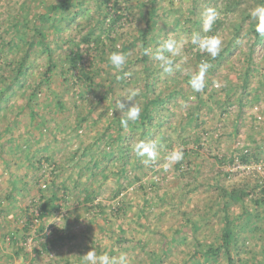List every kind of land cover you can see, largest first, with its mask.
Instances as JSON below:
<instances>
[{
    "label": "rangeland",
    "instance_id": "rangeland-1",
    "mask_svg": "<svg viewBox=\"0 0 264 264\" xmlns=\"http://www.w3.org/2000/svg\"><path fill=\"white\" fill-rule=\"evenodd\" d=\"M58 1L0 0V264H82V255L91 248L98 255L126 253L130 264H227L225 252L206 257L198 249L199 243L204 247L221 243L226 215L234 220L235 230L243 232L240 249L232 248L235 262L264 264V226L260 238L249 230L256 219L243 217L246 209L253 208L250 196L238 204L229 200L227 210L218 199L220 186L251 188L264 173V46L258 47L259 66L245 77L253 36L238 40L232 30L234 14L222 13L225 27L214 35L222 39L223 48L230 41L240 47L233 59L240 68L230 63L220 66V59L212 62L219 69L210 68L206 73L208 91L205 88L197 96L200 109L196 117L195 100L189 98L196 93L186 75L198 66L187 41H182L183 58H174L175 64H180L179 72L164 73L159 68L153 58L158 40L152 42L149 53L154 67H147L146 72L135 63L143 54L140 48L133 45L124 49V39L146 27L148 7L142 0L130 3L134 10L143 8L140 16L126 12L124 0H110L101 7L98 0H76L53 23L46 19L40 28L43 35H37V15L47 14L50 5ZM173 2H164L168 13L157 18L161 27L152 31L162 42V25L183 11H191L194 5L193 0ZM105 12H110L105 27L112 24L115 14L122 16L112 34L106 37V31L97 27L103 45H95L93 39L85 41ZM187 17L192 18L189 13ZM235 19L242 24L241 17ZM17 21H21L19 31L12 32ZM252 23L248 21L245 28ZM183 26L166 27L171 37L191 36L193 33ZM31 41L35 45L28 46ZM77 44L83 55L80 67L90 72V80L77 69L68 71V53ZM46 45L54 55L51 71ZM113 52L127 56L121 70L108 60ZM23 58L30 68L22 75L24 81L18 82L14 63ZM131 65L139 73L125 69ZM244 77L249 78V86L242 94ZM179 79L187 95L157 108L151 132L158 145L156 161L145 165L135 156L132 145L139 140V130L125 144L132 157H124L123 149L110 161L112 143L121 136L116 115L122 118V114L112 111L115 100H123L129 90L138 89L136 99L143 106L147 86L152 99L160 91L168 95ZM214 81L224 86L216 88ZM33 93L31 106L38 112L36 117L27 105ZM242 95L245 99L240 104ZM184 147L188 155H184L181 167L176 163L165 171L166 154ZM106 153L109 155L104 160ZM244 153L249 154V163L239 158ZM97 155L103 161L94 166ZM124 158L128 159L127 177L120 171ZM62 185L67 187L65 193ZM57 187L61 188V208L39 221L36 203L40 204L42 194L49 196ZM178 229L182 232L176 233Z\"/></svg>",
    "mask_w": 264,
    "mask_h": 264
},
{
    "label": "trees",
    "instance_id": "trees-1",
    "mask_svg": "<svg viewBox=\"0 0 264 264\" xmlns=\"http://www.w3.org/2000/svg\"><path fill=\"white\" fill-rule=\"evenodd\" d=\"M110 1V0H98L99 2V6L101 7L102 5H106V3ZM133 0H124V2L126 3V6H124V10H126V12H130L133 15H142L143 13V8H139L137 7L136 10H134L135 6H131L130 3ZM194 1V5L193 8L191 9V11L186 12L183 11L182 13H179V17L175 18L172 22L169 23H164L162 25V29L165 31L164 32V37L165 40L167 39H174L177 42H182V41H187L185 42L186 45H190L192 47V55L194 56L193 58L196 59V64L195 66H198V64L202 61V60H206L207 62H211V67L210 68H218L215 67L214 65H212V62L215 61L216 59H220L219 61V65L220 66H224L227 64H235V60L234 56L236 54V50H238L240 47L236 46V42H228L227 46L225 48L222 49V52L219 54V56H217L215 59H212L208 54L206 53H201L199 52V50L190 43V34H175L174 36H170L169 35V31L168 28L166 26H169L171 29H174L175 25L178 23H182L184 24L183 26V30H187L189 33H194V32H199L202 36L208 35H214L217 31H221L224 29L225 27V20L226 17L223 18V14H225V16H227V14L229 13H233L234 14V20L233 22V29L235 32V36L238 40H240L241 38L244 39L246 36L248 35H252L253 36V42H252V46L250 47V50L247 52L248 56H247V67L245 69V77H249L250 73L252 70H255L259 65L257 64V60H258V47L259 46H264V36H261L259 33H257L255 31V21H253L252 23V27L248 26L245 28V24H248V21H251V18L249 16L250 11L255 8L256 6L264 3V0H193ZM76 0H59L58 3H54L52 5H50V7L48 8V13H40L37 15L38 18V22L34 23V27L36 30L37 35H43V33L41 32V25L42 23H44V21L50 20L52 23L54 22L55 19L59 18V15L67 12L70 10V7L75 4ZM115 3H118V0H114ZM164 2H168L173 4V0H142L141 3L144 6L148 7L147 10V14H145L144 16L147 17L146 18V27L144 28V30H142L141 32L137 33V34H132L129 38V40H125L124 39V49L126 47H132L134 45V47L140 48V51L143 52L144 49H151L152 46V42L154 40H158V43H162V39H160V37L158 38L157 35H152V31L156 30L158 27H161V24H157V18L159 16H164L167 15L168 10L164 9ZM79 3V2H78ZM83 3V2H81ZM205 4V6H203ZM128 5V6H127ZM212 7L215 8L219 13H220V17L219 19H217V21L215 22V24L213 25V30L210 33H203L202 32V25H203V17H204V12L207 8ZM85 10L90 11L88 8H85ZM101 8L99 9L98 13L100 12ZM59 12V13H58ZM63 12V13H61ZM53 16H51V14H53ZM110 12H105L104 13V17L102 19L101 22H99L100 24H94V29L92 30V34L85 36V41L90 42L94 41L95 45H101L102 41H103V37L102 35L97 34V27L98 29H102L105 30L107 33L108 37L110 34H112L113 31V26L119 22V20L122 18L121 15H117L115 14L114 17H109L111 18V22L112 24H110L109 27H105V23L106 20L108 19V14ZM191 14L192 18L188 19L187 15ZM223 13V14H222ZM245 14H247V16H245ZM91 15V14H89ZM241 17L242 24L239 23L238 21H235V17ZM64 19L67 18V14L63 16ZM28 20V19H27ZM29 22V20L27 21ZM241 22V21H240ZM241 24V25H240ZM21 25V21H17L15 23L12 24L13 26V31L12 32H18L19 31V27ZM165 27V28H164ZM192 29H194L192 31ZM17 35L16 33H13V36ZM123 35V34H121ZM124 35H127L126 32H124ZM149 35H152L151 37H148ZM96 36V37H95ZM13 38V37H12ZM108 40L115 42L116 38H109ZM35 45L34 42H30L28 44V46H32ZM75 45V44H74ZM103 45V44H102ZM196 50H193V49ZM46 49L48 51V59H49V66H48V71L52 70V67L55 66L54 65V55L52 52V48L50 45H46ZM68 57L67 60L69 62V68L68 71H70L71 73L74 72V70H78L79 73H81L82 77H84L87 80H90V72H88V70H85V68L80 67L82 60H83V55L81 52V48H80V44L76 45V49L74 47L70 48L69 53H68ZM229 57V58H227ZM151 57L149 55H144L142 54V56H140V58L136 59L135 63H140V65H142L143 71L146 72V68L147 67H154V63L155 60L150 59ZM177 63V60L174 59V64ZM11 65V64H8ZM13 65V64H12ZM149 65V66H148ZM180 64H175L173 66V70H177L178 71V66ZM219 66V67H220ZM237 65L235 64V66H233L234 68ZM14 67H15V81H24V79H22V75L30 68V64H27L26 60L23 58L21 60H18L17 63H14ZM209 68V69H210ZM237 69L240 67H236ZM126 70H129L132 74L135 73H139V72H135L136 70L133 68V65H131L130 67H126ZM219 69V68H218ZM154 69L151 70V72H153ZM179 72V71H178ZM125 74V72H124ZM180 75V74H179ZM183 75V74H182ZM191 74L186 75L187 78H190ZM184 77V76H182ZM243 78V82L241 84V89H243L242 94H245V92H247L248 86H249V78ZM242 78V77H241ZM132 79V78H131ZM125 81V78H124ZM151 81H154L151 77ZM156 81V80H155ZM208 86V85H207ZM207 86L205 87L206 90L208 91ZM149 87L147 86V91H146V99L144 101V105L142 106L143 111L141 114V118L139 121L133 123V122H129V125L127 128H124L121 126L120 124V120L121 118L119 116L116 115L117 118V123L119 124V135L117 139L115 140L114 143H112V151H113V157L111 159H109L110 161H112L115 156H117L118 154H121V152H123V149L125 150L124 152V157L126 156V158H131L132 154L128 152V148L125 145L128 140L132 137H134L137 133L138 130L140 132L139 135V140L141 139H150V140H154V135H152V131L155 130L154 129V125L156 124V115H157V108H159L160 106L162 107H166L167 105H172L173 103H170V99H174L176 98L177 100L183 99L186 95H187V91L185 89V87L182 84V81L179 79L177 81V85L173 88L172 91H170V93L168 95H165V92L161 91L159 92L158 96L156 98H150L149 97ZM35 93V91H34ZM30 95L29 99V103L27 104L29 106V108L31 109V115L32 117H36V115L38 114V112L35 109V106H31V100L34 99V95L35 94ZM199 93L195 94V106H196V110L194 113H196V117L199 114L197 111L200 109L199 107V100L197 99V96H199ZM175 96V97H174ZM192 96H189V98L191 99ZM245 99V96H241V99L239 100L240 104L243 103ZM59 104L62 107V101L59 100ZM169 108V107H168ZM155 132V131H154ZM124 136V138H123ZM138 140V141H139ZM167 142V141H165ZM199 142V141H197ZM184 155L187 154L188 155V150L184 147L182 148ZM111 151V150H110ZM110 154V152H109ZM108 153L104 154V160L107 159L106 157H108L109 155ZM129 155V156H128ZM128 156V157H127ZM136 156V154H135ZM256 156V155H255ZM96 157V158H95ZM138 157V156H136ZM249 157V154H240L239 158L241 159L242 162L244 163H249V159H247ZM126 158L123 159L124 163L120 168V171L124 172V176H129L128 174V169H127V164H128V159L126 162ZM103 158H98L97 156H94L93 161H94V166L97 165V163H101L103 160ZM181 162L178 163V167H181ZM253 186L251 188H247V187H237V186H232V187H226L223 186L221 188L220 186V193H219V200L224 201V205L223 208L225 210L228 209L229 207V200L234 202V204H238L242 201H244L248 196H250V201L253 202V204H251V206H253L252 209H246L244 211V216L243 217H249L248 221L252 220V219H256V223L251 226V228L249 227V230H254L256 231L260 236H262V229L264 226V215H262V211H264V173L262 177H259L258 179H256L253 184ZM65 188H67L65 185H62V189H63V193H65ZM61 188L57 187L54 189V192H52L51 195L49 196H45V194H42L40 196V204L36 203V205L38 206V217L37 219H39V221H44L45 219H47L51 213L58 209L61 208V199L58 195V193L60 192ZM90 193H87V198L89 197ZM225 198H228L225 200ZM226 224L224 226L223 229V234L221 235V243L218 244L216 247H212V246H208V247H204L202 243L198 244V249L202 250V253L206 256V257H218L220 255H222L224 252L226 254V260H227V264H246L243 261L240 262H235L233 256H232V248L233 246L235 248H237L238 250L241 247V240L239 239V236L243 233L242 230H235V222L233 219H230L228 215H226ZM259 221V222H258ZM259 223V224H258ZM251 224V222H250ZM192 228L195 229L196 225L195 223L192 224ZM29 229V226H28ZM176 233H181L182 230L178 229L176 230ZM44 248H46V244L43 243ZM252 264H257V263H252Z\"/></svg>",
    "mask_w": 264,
    "mask_h": 264
},
{
    "label": "clouds",
    "instance_id": "clouds-1",
    "mask_svg": "<svg viewBox=\"0 0 264 264\" xmlns=\"http://www.w3.org/2000/svg\"><path fill=\"white\" fill-rule=\"evenodd\" d=\"M249 16L252 21H255V31L261 36H264V3L253 8ZM220 13L212 7H209L204 12L202 32L210 33L213 30V25L219 19ZM190 43L194 45L199 52L208 54L212 59H215L222 51L223 42L219 36H202L199 32H195L190 37ZM150 49H144L143 54L149 55ZM184 44L177 42L174 39L164 40L156 49L153 58L158 61V66L164 73H171L173 71L174 58H183ZM111 65L121 70L127 63V56L121 52H113L108 57ZM211 64L206 60H202L198 64V70L190 75L188 83L195 93H203L206 87L205 76ZM213 86L221 88L224 85L219 81H214ZM139 96L138 89H131L123 96L124 99L115 100V107L112 111H119L122 114L120 124L127 128L129 122H137L141 118L143 111L142 105L137 102ZM192 100L196 97L192 96ZM132 150L136 156L142 158V162L148 165L155 162L158 154V145L154 140L141 139L132 145ZM184 159V152L182 148H173L165 156L163 168L167 171L174 164L181 162ZM82 264H130V259L126 253L109 256L107 253L97 254L91 248L86 254L82 255Z\"/></svg>",
    "mask_w": 264,
    "mask_h": 264
}]
</instances>
